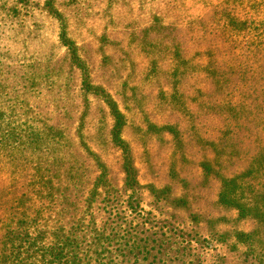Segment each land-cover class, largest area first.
I'll return each instance as SVG.
<instances>
[{
    "label": "rangeland",
    "instance_id": "1",
    "mask_svg": "<svg viewBox=\"0 0 264 264\" xmlns=\"http://www.w3.org/2000/svg\"><path fill=\"white\" fill-rule=\"evenodd\" d=\"M0 65V83L19 78L44 124L87 145L77 151L106 162L120 186V157L132 159L146 211L165 192L187 206L164 200L159 218L201 240L255 229L219 194L223 174L244 172L264 148L261 135L243 140L251 123L264 127V0H0ZM116 127L132 155L116 147Z\"/></svg>",
    "mask_w": 264,
    "mask_h": 264
},
{
    "label": "trees",
    "instance_id": "2",
    "mask_svg": "<svg viewBox=\"0 0 264 264\" xmlns=\"http://www.w3.org/2000/svg\"><path fill=\"white\" fill-rule=\"evenodd\" d=\"M245 23L231 21L228 27L246 36L251 28ZM12 78L14 83H0V264H208L202 256L207 250L215 252L214 264H227L219 247L234 252L236 264H264V148L244 172L222 173L219 194V203L238 210L241 219L255 221V229L201 240L157 214L163 212L164 200L185 208L183 198H159L166 193L155 192L154 210L146 211L144 187L132 159L120 157V186L106 162L77 151H89L87 145H76L63 127L54 133L45 125L43 110L30 99L36 94ZM30 88L40 86L33 83ZM251 112L237 116L247 121ZM115 115L121 117L118 111ZM252 124L245 141L264 137V127ZM122 132L116 127L111 133L116 147L132 155ZM228 166L223 162L218 167Z\"/></svg>",
    "mask_w": 264,
    "mask_h": 264
}]
</instances>
